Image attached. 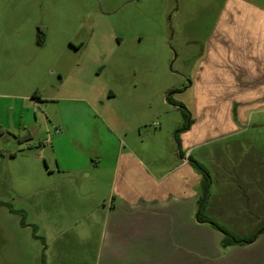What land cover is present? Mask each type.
<instances>
[{
	"label": "rangeland",
	"instance_id": "obj_1",
	"mask_svg": "<svg viewBox=\"0 0 264 264\" xmlns=\"http://www.w3.org/2000/svg\"><path fill=\"white\" fill-rule=\"evenodd\" d=\"M223 1L0 0V264H100L110 215L200 196L189 157L209 172L217 223L264 227V110L194 116L176 168L184 119L167 97L193 115L222 97L187 87Z\"/></svg>",
	"mask_w": 264,
	"mask_h": 264
},
{
	"label": "crops",
	"instance_id": "obj_2",
	"mask_svg": "<svg viewBox=\"0 0 264 264\" xmlns=\"http://www.w3.org/2000/svg\"><path fill=\"white\" fill-rule=\"evenodd\" d=\"M187 88L193 90L194 100L196 96H222L214 101L215 105H194L195 115L189 112L193 120L197 116L199 123L208 119L209 111L219 112L221 104L236 112L239 123L247 119L248 113L264 110V0L223 1L207 31L202 55ZM195 125L180 134L181 148L175 141L182 160L176 168L184 172L194 146L191 135ZM185 179L181 176L176 180ZM198 199L191 196L178 200L171 195L168 203L156 200L140 207L127 206L118 218L110 215V242L100 264H264V234L249 245L220 246L222 236L216 229L196 220ZM179 203L188 211L173 209ZM115 222L118 227L112 226ZM121 229L134 230L133 246H122L121 242L118 247Z\"/></svg>",
	"mask_w": 264,
	"mask_h": 264
},
{
	"label": "trees",
	"instance_id": "obj_3",
	"mask_svg": "<svg viewBox=\"0 0 264 264\" xmlns=\"http://www.w3.org/2000/svg\"><path fill=\"white\" fill-rule=\"evenodd\" d=\"M176 92H172V93H176ZM167 101L170 104H173V105L177 106L178 108H180V110L182 112L184 122L182 124V127L177 129V131H176L177 134L175 137L176 143L178 144L179 148H181L180 133L190 129L191 125L193 124V119L191 117L189 110L187 109V107L183 103L176 101L170 95L167 97ZM189 161L192 162L204 175L203 180L201 182V192H200V196L198 199V212L196 214V220L198 223L208 224L211 227H213L214 229H216L217 231H219L222 234L221 245L223 247H230V246H237V245L238 246L249 245V244L254 243L260 235L264 234V227H262V228H259L254 233H252L251 235L240 236V235H237V234L231 232L230 230H228L223 225L217 223L207 213L208 203H209V199H210L211 181H212L211 177L209 175V172L203 164H201L197 161H191L190 157H189ZM22 224L26 225L24 218H23ZM42 240L45 243V240L44 239H42ZM45 249H46V246H45ZM43 264H47L45 254L43 255Z\"/></svg>",
	"mask_w": 264,
	"mask_h": 264
}]
</instances>
